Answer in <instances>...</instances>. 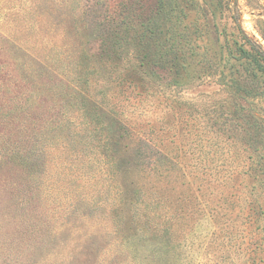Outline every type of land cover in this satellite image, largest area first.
<instances>
[{
    "label": "rangeland",
    "instance_id": "374dc122",
    "mask_svg": "<svg viewBox=\"0 0 264 264\" xmlns=\"http://www.w3.org/2000/svg\"><path fill=\"white\" fill-rule=\"evenodd\" d=\"M245 40L264 53V0H0V264H201L214 224H263Z\"/></svg>",
    "mask_w": 264,
    "mask_h": 264
},
{
    "label": "trees",
    "instance_id": "16d2710c",
    "mask_svg": "<svg viewBox=\"0 0 264 264\" xmlns=\"http://www.w3.org/2000/svg\"><path fill=\"white\" fill-rule=\"evenodd\" d=\"M111 37L112 35L108 34V40ZM238 48L247 59L246 64L249 66L247 77L257 79L261 87V92L264 93V53L249 40H245L244 43L241 42ZM150 51L149 46H146L142 57H138V62L152 70L159 69L169 76H174L170 78H176L175 76L180 74L181 68L183 67V63H181L183 58L179 51L169 49L160 53L159 59L156 60L153 59L155 58V53H151ZM104 52L106 55L108 54V57L111 56L105 49L101 54L103 55ZM246 124L249 132H254L256 135H261L264 138V114L249 115L246 118ZM11 144L15 143L11 142ZM13 157L22 158L18 154ZM122 208L123 206L118 208L114 215L117 219L118 226L123 225L125 223L124 218L125 216L127 217V214ZM137 213L138 215L134 217L135 224H144L149 230L152 228V231L156 232L159 237L164 233L163 228L169 231V235L172 238L177 239L182 237L186 232H189L192 227L191 225L177 222L160 221L155 213L151 214L147 211ZM213 226L215 229L212 231L211 237L205 247L207 254L205 255L206 260L201 264H264V223L259 224L252 221L239 224L216 223ZM160 246L157 248V252L158 250L163 252V264H174V262H171L166 257L169 252H174L166 251V243H160ZM162 248L165 250H162Z\"/></svg>",
    "mask_w": 264,
    "mask_h": 264
}]
</instances>
